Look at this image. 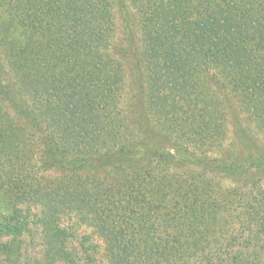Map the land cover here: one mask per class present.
I'll list each match as a JSON object with an SVG mask.
<instances>
[{"label": "trees", "instance_id": "16d2710c", "mask_svg": "<svg viewBox=\"0 0 264 264\" xmlns=\"http://www.w3.org/2000/svg\"><path fill=\"white\" fill-rule=\"evenodd\" d=\"M0 264H264V0H0Z\"/></svg>", "mask_w": 264, "mask_h": 264}, {"label": "rangeland", "instance_id": "374dc122", "mask_svg": "<svg viewBox=\"0 0 264 264\" xmlns=\"http://www.w3.org/2000/svg\"><path fill=\"white\" fill-rule=\"evenodd\" d=\"M229 131H231V129L229 128ZM231 136V135H230ZM25 209V208H24ZM27 214H29V221H30V229L34 228V225L32 226V222L34 221V216L36 217V209H34L32 206H29V208H27ZM90 236V241L91 243L97 248L98 251V255L99 257L102 259V254L104 251V243L103 241L98 238L96 235H94L91 231V229H87L84 226L79 227V229L76 231V238L79 240L82 236ZM29 240V239H28ZM27 256L25 257V259L30 260V258H32L33 256H37L38 255V249H34V248H29L28 252L26 253Z\"/></svg>", "mask_w": 264, "mask_h": 264}]
</instances>
